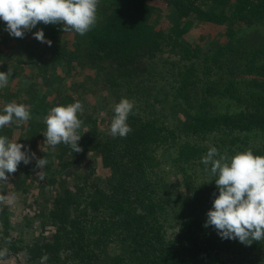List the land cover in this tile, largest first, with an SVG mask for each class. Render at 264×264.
I'll list each match as a JSON object with an SVG mask.
<instances>
[{
  "label": "trees",
  "instance_id": "16d2710c",
  "mask_svg": "<svg viewBox=\"0 0 264 264\" xmlns=\"http://www.w3.org/2000/svg\"><path fill=\"white\" fill-rule=\"evenodd\" d=\"M96 15L84 36L39 23L14 38L0 20V72L12 73L0 114L15 102L31 116L0 136L48 161L42 181L36 159L0 181V195L16 190L33 213L13 225L0 202V264H264V240L246 246L204 227L219 191L201 162L212 147L264 156V0H99ZM197 25L217 31L215 45L188 42ZM98 67L114 101L108 125L127 98L132 131L85 134L104 118L86 108L81 152L43 144V118L82 103L85 70Z\"/></svg>",
  "mask_w": 264,
  "mask_h": 264
},
{
  "label": "clouds",
  "instance_id": "9594fccd",
  "mask_svg": "<svg viewBox=\"0 0 264 264\" xmlns=\"http://www.w3.org/2000/svg\"><path fill=\"white\" fill-rule=\"evenodd\" d=\"M98 3L99 0H0V20L6 25L4 30L14 38H24L25 33L31 32L39 23L63 25L61 31L64 33L72 31L84 36L96 24ZM33 37L51 46L52 42L45 40L43 30L33 33ZM11 75L8 71L0 72V88L8 85ZM133 108L134 103L127 98H122L114 106L110 124L113 137L126 138L132 131L127 119ZM82 111L83 105L79 101L51 108L43 118L46 125L43 144L54 148L63 143L74 153L81 152L78 132L82 121L78 113ZM30 119L28 106L8 103L0 114V129L14 120L25 123ZM24 147L0 136V181L7 182L21 162L28 165L32 159H36V168L40 169L36 173L38 179H44L41 169L48 163L47 159L29 154L30 149L22 151ZM201 162L206 166L205 171L216 177L214 181L219 191L212 209L206 214L204 227L211 226L222 239L238 240L246 246L264 240V156L246 150L228 157L219 155L217 148L212 147ZM15 199V194L0 195V202L13 203ZM48 259L43 255L39 264H45Z\"/></svg>",
  "mask_w": 264,
  "mask_h": 264
},
{
  "label": "rangeland",
  "instance_id": "374dc122",
  "mask_svg": "<svg viewBox=\"0 0 264 264\" xmlns=\"http://www.w3.org/2000/svg\"><path fill=\"white\" fill-rule=\"evenodd\" d=\"M203 33L205 34V38L200 39V36ZM216 35L217 31L212 30L208 33H205V26L197 25L186 39L190 43L198 42L202 45V47L205 48L208 43L215 45L217 39ZM85 71L86 73H90L88 75L90 78L88 79L89 81H86L89 82L87 85H80V90H82L84 93V95L82 96V103L84 107L83 111L88 108V114L92 115V117H96L98 113H100V115L103 114L104 117L99 119L98 122L95 123V127L91 125L84 126L85 134H92L94 130L109 134L110 126L108 125L106 110L108 108H111V105L114 104V101L108 91V85H110V82H108L107 72H105L104 69H101L100 67H98V69L88 68ZM71 79L73 80V78ZM68 81L70 80L68 79ZM76 81L79 82L80 80L76 79ZM49 157L50 161H52L51 155H49ZM97 166L98 169L101 170V163L99 161L97 163ZM16 192L17 191L15 190L13 193L16 194ZM26 202L27 204L21 206V202L16 197L15 201L13 203H10L11 205L9 209H11L14 215L12 218L13 225H16V223L20 222L23 218V215H25L26 213H29L30 216L33 215L30 208L32 204L31 199L28 198Z\"/></svg>",
  "mask_w": 264,
  "mask_h": 264
}]
</instances>
